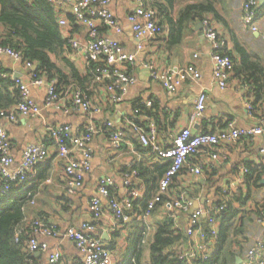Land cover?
<instances>
[{
    "label": "crops",
    "instance_id": "0c3cea01",
    "mask_svg": "<svg viewBox=\"0 0 264 264\" xmlns=\"http://www.w3.org/2000/svg\"><path fill=\"white\" fill-rule=\"evenodd\" d=\"M55 1L58 20L67 21V25L61 28L63 37L84 43L85 29L74 24L76 28L73 31L67 18L70 14L69 7L61 3L63 0ZM109 1L108 9L119 23L121 32L117 34L100 26V34L118 41L127 55L135 57L130 67L135 83L127 87L122 100L113 102L105 92L104 86L91 80L93 76L83 54L71 48L65 56L66 61L63 60L64 57H59V62L56 61L62 73L69 77L67 82L61 84L56 81L60 109L45 106L46 85L30 86V97L41 110L40 116L21 118L15 124L0 121L12 144L13 163L10 167L12 171L20 164L23 150L28 144H49L48 128L68 125L73 135L80 134L88 125L96 129L90 143L92 149L90 171L84 175L82 186L72 195L66 192L63 163L54 150L50 149L47 158L33 168L28 183L23 186V189L30 188V198L23 209L24 221L19 226V232L28 229L34 220H44L47 224L53 225L60 236L36 237L39 243L47 245L45 252L33 254L36 264H48V258L56 252L61 255L57 264H82V255L70 240L62 236L69 229L78 228L82 223L90 221L89 201L92 198H99L102 208L99 233L101 237L106 235V240L103 239L105 247L109 246L110 242L115 243L114 249L109 250L111 263L117 264L123 259L132 226L143 224L147 229L142 242L143 260L144 264H148V246L156 225L163 218L169 217L165 202L184 196L191 203L187 211L177 210L173 219L176 226L185 233L191 213L195 210H204L219 201H230L237 210L233 222L237 227L240 226L239 233L233 237L235 243L232 244L231 250L240 254L236 256L235 264H242L246 250L261 238L264 231V222L257 221L264 200V172L257 185L254 180H250L248 184L245 181L248 166L259 170L264 166V136L241 138L233 143L222 144L216 149H202L173 176L161 204L145 220L139 219L140 211L134 207L129 223L122 225L115 222L108 201L101 198L97 192V182L102 177H109L113 184V197L123 201L127 194L124 174L131 173L135 167L143 166L148 169L149 175L145 178L132 177L133 183L141 193L139 200L141 201L147 192L150 201L158 191L162 175L156 174L154 170L160 165L167 164L141 145L133 131V124L145 129L153 126L161 147H168L172 139L186 128L190 129L193 135H198L217 134L227 130L229 124L238 129L264 125V87L256 86H263L264 78H261V73L256 74L258 83H254L253 79L247 77V73L243 72L240 66V56L236 48L242 47L252 60L257 62L262 70L264 69V0H259L255 18L256 32L250 31L242 22L244 0H223L215 5V14L206 17L220 37L227 41L225 50L233 62V71L223 90L219 89L212 77L211 50L202 34L201 21L196 22L184 33L180 44L168 48L165 41L169 28L166 23L160 25L162 32L155 38L137 39L127 20L128 14L136 4L127 0ZM203 1L174 0L170 7V16L174 19L187 4ZM156 19L160 24V17ZM2 31L0 27V35ZM138 46L141 48L138 49ZM194 55H197V58H193ZM0 64L12 80L14 75H19L18 79L23 83L33 79V72L37 68L35 64L22 65L21 62H13L1 55ZM150 65L158 72L192 65L198 77L184 81L176 92L169 95L161 83L152 78ZM72 69L79 75L74 81L70 78ZM74 89L84 91L100 111L90 114L69 109V96ZM201 91L207 96L205 110L200 118L192 120L195 99ZM147 103H150V107L146 106ZM139 105L145 107L142 110L144 112L152 108L154 117L148 118L140 112L136 114ZM107 122L113 124V131L121 132L123 135L118 148L113 147L110 133L105 129ZM196 166L202 170L200 176H195L191 172V168ZM214 223L218 231L217 218ZM200 225L204 231L207 230L208 219L205 216L201 217ZM196 242L199 241L189 238V241L179 246L182 255L189 257V254L195 253L196 256L205 254L210 257L215 246V238L204 239L201 242L204 249H199L200 243Z\"/></svg>",
    "mask_w": 264,
    "mask_h": 264
},
{
    "label": "built area",
    "instance_id": "2783aa9c",
    "mask_svg": "<svg viewBox=\"0 0 264 264\" xmlns=\"http://www.w3.org/2000/svg\"><path fill=\"white\" fill-rule=\"evenodd\" d=\"M56 5L55 0H44ZM133 1L136 6L128 14L127 20L131 25V30L137 39L149 40L155 38L162 32V28L157 22V12L148 5V0H127ZM109 0H63L61 3L68 6L70 15L74 17V24L85 29L86 40L84 43L69 40L68 44L74 50L83 54L87 63H92L91 74L97 84H102L105 92L109 94L113 102H120L128 86L135 83L134 77L130 73L135 57L127 55L116 40L101 36L100 26L112 30L119 34L121 27L113 14L108 9ZM259 0H244L242 4V22L250 31L256 32L255 18ZM60 28L67 25L65 19H59ZM201 30L204 38L210 46V57L212 62V77L219 89L223 90L227 86L228 79L233 71V62L229 56L223 53L227 46V41L220 37L217 30L212 25L209 18L201 21ZM141 46H138L140 49ZM0 55L20 63L22 56L7 47H0ZM193 58H197L194 55ZM151 76L159 81L167 94L172 95L176 89L188 79H196L197 71L192 65L185 68L158 72L152 65L149 66ZM0 77L6 78L8 75L3 71L0 64ZM16 83L19 98L9 109H0V121L15 124L21 118H35L40 116L41 110L31 99L30 86L46 85V107L60 109L59 93L56 90V80L46 81L45 78H34L28 83H23L19 79L13 80ZM207 96L201 91L198 93L194 111L191 119L200 118L205 110ZM69 109L81 110L84 113L96 114L100 111L97 105L91 102L87 94L80 89H74L69 96ZM150 107V103L146 104ZM249 108L251 106L249 105ZM137 110L135 113L137 114ZM133 131L137 135L141 145L148 148L150 153L168 165L165 173L158 184V191L150 201L146 203V208L139 214L140 220L150 217L152 210L157 203L162 202L167 194L168 187L174 175L179 173L187 164L190 158L200 153L204 148L216 149L222 144L233 143L241 138H253L264 136V125L255 126L249 129H238L229 124L228 129L217 134L193 135L190 129H183L171 141L168 147H161L157 140V134L153 126L148 129L133 124ZM105 129L110 133V140L114 148H118L123 135L121 132L113 131V124L107 122ZM49 144H28L22 153L20 164L15 170L10 167L13 163L11 156L12 144L7 132L0 125V194L7 195L10 187L14 184L22 185L29 181L33 168L48 156L50 149L54 150L58 159L63 163L65 188L69 195L82 186L83 178L90 171L92 149L90 143L96 129L92 125L86 126L80 134L73 135L68 125L55 126L47 129ZM195 176H200L202 170L199 166L191 168ZM124 186L127 188L126 198L118 201L112 195V181L109 177H102L97 182V192L101 198L108 201L111 215L115 222L126 225L132 219L134 205L133 202L141 199V193L132 181V177H137V172L132 171L124 174ZM99 198H92L89 201L90 221L82 223L78 228L69 229L62 237L70 240L75 248L82 255V264H112L111 253L104 245V240L100 235L99 221L102 219V208ZM167 214L174 219L177 210L187 211L191 203L184 198L167 201L164 203ZM224 206L210 205L204 210H195L191 213L188 226L185 229L186 235L194 239L196 244L200 243L199 249H204L201 242L206 238H215V216L223 211ZM208 219V230H203L200 225L201 217ZM259 223L264 222V200L257 218ZM30 233L26 242V249L29 255L45 252L47 245L39 243L37 236L58 237L60 233L53 225L47 224L44 220H34L29 225ZM182 257L194 259L200 257L207 259L209 256L195 253L183 255ZM60 253L56 252L48 258V264H57L60 260ZM32 264V260H27ZM242 264H264V231L261 238L250 246L244 255Z\"/></svg>",
    "mask_w": 264,
    "mask_h": 264
},
{
    "label": "trees",
    "instance_id": "16d2710c",
    "mask_svg": "<svg viewBox=\"0 0 264 264\" xmlns=\"http://www.w3.org/2000/svg\"><path fill=\"white\" fill-rule=\"evenodd\" d=\"M164 1L162 3L160 0H148L147 3L157 12V17H160L159 25L167 24L169 32L165 42L170 48L180 44L184 33L190 30L196 22L202 21L210 14L214 15L215 5L223 0L189 3L178 12L174 19L169 13L174 0ZM67 18L74 31L76 28L74 17L69 14ZM0 27L3 30L0 35V47L20 52L22 65H37L33 72L34 78H45L48 81L56 79L59 84L67 82L69 77L62 73L56 61L59 62V57H64L63 60L66 61L65 56L71 49L68 44L70 38L63 37L61 34L54 5L44 0H0ZM236 48L240 56L242 71L247 73V77L253 79L254 83H258V78L256 80L255 76L261 73L263 79L264 69L262 70V67L254 62L242 47L237 46ZM223 53L228 56L226 50H223ZM88 64L91 71L94 64ZM70 78L74 81L79 78V75L72 69ZM91 80L93 81V77ZM256 86L260 88L264 87V84ZM18 98V89L11 77L9 75L6 78L0 77V109H9ZM144 109L143 105L138 106L140 113H144L148 118L154 117L152 108L145 112L142 111ZM167 168L168 165H160L154 172L163 176ZM133 170L137 172V177L145 178L149 175L148 169L143 166L135 167ZM263 172L264 166L261 170L248 166L245 175L246 183L254 180L257 185ZM27 183L13 184L7 195L0 194V264H30L27 263L29 259L32 260V264H36V260L28 254L26 249L29 227L19 232V226L24 221L23 209L30 198V188L23 189ZM147 196L146 192L141 201L133 202L135 209L140 213L146 208L149 200ZM159 204L161 202L156 204L151 213L156 211ZM221 204L224 209L215 216V219L219 221V226L215 246L209 258L186 259L182 257L183 253L179 246L184 245L189 238L176 226L175 221L167 216L156 225L155 233L148 246V264H235L236 256L240 255L231 250L232 244L235 243L233 237L239 233L238 228H240L233 222L237 216V210L233 208L230 201H219L216 205ZM146 231V226L143 224L132 226L127 237L124 257L117 264H144L142 242ZM114 246L113 241L107 248L113 250Z\"/></svg>",
    "mask_w": 264,
    "mask_h": 264
},
{
    "label": "water",
    "instance_id": "95a60500",
    "mask_svg": "<svg viewBox=\"0 0 264 264\" xmlns=\"http://www.w3.org/2000/svg\"><path fill=\"white\" fill-rule=\"evenodd\" d=\"M200 27H201V24H200ZM34 68H35V66H33ZM19 78V75H14L13 76V80H15V79H18ZM102 239H104V240H106V235H103L102 236ZM238 260V262H239V259H237Z\"/></svg>",
    "mask_w": 264,
    "mask_h": 264
}]
</instances>
